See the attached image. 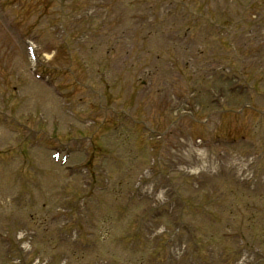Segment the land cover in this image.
I'll return each instance as SVG.
<instances>
[{"label":"rangeland","instance_id":"rangeland-1","mask_svg":"<svg viewBox=\"0 0 264 264\" xmlns=\"http://www.w3.org/2000/svg\"><path fill=\"white\" fill-rule=\"evenodd\" d=\"M67 1L68 0H62L63 4L61 6L65 9L63 17L69 15V18L59 22V18L54 16L51 18L54 21H50V32L53 33L52 37L58 38V40L59 38L65 40L67 38V32H75L80 25L77 22V18H74L76 19L77 26L72 24V17H74L72 14L73 9H68L71 7L65 4ZM124 1L136 0H110L104 4H96L97 9L102 12L103 16L107 13L104 17L108 20L90 26L91 29L95 26V31L98 30L100 34L108 35V31L105 30V28L110 25V27H117V34L126 33L124 31V28H126V20L129 18L136 19V17L140 16H136L134 10L133 14H131L125 8ZM201 1L216 5L215 2L217 0H190V8L192 10L200 9ZM34 2L35 3H33L32 0H23L20 4L21 8L24 4H27L30 7L31 14L25 7L18 12V14L9 17L7 20H4L0 14V93H2L0 94V107L12 117V120L15 119V117L19 119L26 113L27 115L20 118V121L22 123L32 121L33 125L39 124L41 129L46 128L43 130L47 131L46 134L48 138L51 137V131L54 129L58 130L55 121H53V119L57 118L59 122L61 121L60 124L63 126V130L68 132V134L70 133L68 137H65L63 136L64 132H62V139L58 137V140L63 142L61 145L65 153H70L71 150L72 153L70 154L69 162L65 164V166H60L53 162L50 159V153L46 152L52 145L47 144L44 150L43 145L45 143H42L44 142V139H42L44 136L39 135L36 137L37 130L33 127L26 126L25 128V126H23L21 129L14 128L15 132L18 134L17 137L15 134L9 132L10 125L5 124L0 126V149L12 152L9 158L0 156V159L3 160V162H0V203L5 206L1 208V225L3 228H0V230L1 232L3 231V233L7 232L9 237H13L14 233L20 229L32 230L38 227V231L35 232L34 241L38 246L37 248L40 254L42 252L43 258L48 260V264H77L71 261V259L69 260L66 254L60 255L62 254L61 250H66V248L57 247V241L54 239L55 229L49 227L51 225L49 217L53 214L51 208L53 210L54 206L57 204L61 203L63 200L69 199L70 205L74 206V210L80 209L79 205H82L78 197L73 200L70 197L72 194L71 192L77 185L60 181V179L63 177L70 178L72 176L70 169H78L75 163L80 164L84 162L83 158L81 160L82 155L79 151L82 152L88 149V146L91 147V142L95 144V146L101 147L103 150H107L108 148L106 149L105 146H108L109 151L123 152L125 154L128 152V148L125 147L123 142V134H114L116 136H112L110 141L106 136L114 126L113 117H105L103 123L100 124L102 127H94V111L97 109L99 102L97 100L98 95L93 93V91L95 90L97 92L100 91L99 88L105 87L109 99L115 102L118 109L127 110V113L130 112V116L133 119L144 121L153 130L163 132L164 130L170 129L172 124L181 116L182 111H176V113L171 112L172 108H175V110L179 109V103H174L171 96L174 91L180 90L186 81V74L182 71L178 79L174 80L175 75L168 71V66L174 62V59H180L183 64L187 59L185 58L184 51L180 48L178 38L175 39L177 30L169 23L164 27L163 33L160 32L156 37H153V33L150 34L151 39H146L148 45L146 48H141L142 51L138 52L139 47H129L127 55H123L122 52L125 53V50H122L115 58V69L113 68L111 71H107V73L104 74L105 68L102 66H95V64L98 59L104 60V57H106L105 61L108 62L110 56L116 54L113 51L114 53L112 52L107 55V44L111 42H107V40L99 41V44L103 45L100 46V50L96 49L92 53H90V50L94 45L86 44L83 46L82 50L73 53V57L71 55L66 57L65 53L63 54L59 51L60 48L56 49L58 52H55L54 55L52 49L48 51L51 47L48 42L52 39L49 37V30L48 28L43 29V25L48 22L50 18L41 16L42 7L38 5L39 2H36V0ZM69 10H71V12H68ZM8 11H10V9L7 10V12ZM112 12L115 16H112ZM31 15L32 18H30ZM111 17L113 18L109 19ZM169 18L176 19L177 21L182 19L180 16H176V18L175 16H170ZM117 21H119V23ZM35 27L40 28L41 31L33 30ZM176 27L178 28L177 25ZM28 38L33 40L35 45L37 65L32 64L33 62L29 59L27 50L24 47V41L28 40ZM144 44H146V42H144ZM78 49H80V47H78ZM83 50L87 52H83ZM136 55L143 58V61L146 59L144 65L141 60L134 58ZM252 55L250 57L245 55L247 60L244 63L248 71V76H250L254 82L250 90V97L255 96L253 94V89H261L264 91V53L257 61L252 58ZM226 61L227 63L229 62L228 60ZM188 62L190 63V61ZM97 65L99 64L97 63ZM184 66H187V63L184 64ZM30 68H34L36 71L44 69L46 71L45 74H49L47 77L49 79V84H53L57 88V92L54 91L53 93L52 88H47L42 84L39 86H32V88L29 89L28 85L25 83L27 81H34L28 71ZM177 69H179V67H177ZM185 70L187 72L186 68ZM98 75L100 78L106 77V79L99 81ZM215 80H217V77ZM172 84H174V88H172ZM205 85L206 83L203 87ZM210 86L211 85L208 84V87ZM11 87L13 88L11 89ZM17 91H25L22 100L19 98L20 96L13 95ZM247 91L248 90H246V93ZM57 93H59L60 96H58ZM12 96H14L15 99H13ZM246 98L247 97L237 100V103H241V101L246 100ZM252 102L258 106L257 108L264 109L263 101L252 100ZM16 107L18 110L23 107L31 111L19 112L16 111ZM202 108L201 106V109ZM30 114L32 115L30 116ZM99 117L100 114L96 115L97 119H99ZM202 117L203 116H198L197 118L201 119ZM229 117H231V115H224V119H222L224 123L220 127V131L223 132L225 129L226 131L230 129V136H237L239 134H232L235 126L231 124L232 120L227 119ZM0 118L3 123L4 119L1 114ZM89 119L91 122H89ZM259 123L261 124V129L259 131L264 132V120L255 118L251 121V125L247 124L246 127L251 130ZM178 124L182 126L186 125L185 121L182 120H180ZM41 125H43V127ZM27 129L29 130L27 131ZM223 134L226 135L227 133L224 132ZM100 135L102 136L99 140H94ZM198 136H201V134ZM130 139H133V137L131 136ZM47 142L53 143L50 140H47ZM131 143L132 140H130V145ZM172 143L173 146L176 147L183 148L185 146L183 143L181 144L179 139L173 137L165 139L164 143L163 141H153L152 145H165V147L169 145L171 147ZM165 147L163 150H167ZM253 150L256 156L260 158V149ZM161 155V153L156 154L158 158L161 157ZM164 157L166 156L164 155ZM162 162L166 163L164 160H162ZM67 167L70 168L66 169ZM95 170L98 171L96 168ZM73 178L78 179L77 175H74ZM225 178L226 174L224 173V177L216 182L215 177L209 175V177L204 180V184L206 185L207 181V188L208 190L210 189V191L216 189V195L219 192L225 194L227 186L225 185L226 188L223 189L222 184H220L221 181L224 180L225 183L228 182ZM112 179L113 182L111 183L115 186V189L109 193V196L113 198L116 194V190L119 191V185L116 187V182L119 181H115L114 177ZM65 183L67 184L61 187V184ZM262 189L264 190V188ZM78 192H80L79 189ZM85 193L86 191L82 190L81 194ZM183 195H185V193H183ZM228 195H224L223 202H221L223 205L218 204L217 206L216 204L215 207L217 209H221L224 212H231L230 205L232 197ZM186 197L188 198L187 195ZM101 198H104V194H102ZM117 198L120 199L121 195L119 194ZM105 199L110 200L106 195ZM8 200H12L10 205L11 208L7 202ZM124 200L125 198L119 200V203L124 202ZM133 200L134 199H132V202ZM197 201L198 200H195V202ZM219 201H221L220 198ZM24 202L26 203V209H24V207H22L23 209L21 208ZM259 203L262 204L261 202ZM83 206H85V204ZM84 209L83 211L86 213L90 210L87 208ZM139 209L140 205L138 203H132L131 206L125 208L130 218H134L135 216L132 217L130 215L133 214V212H138ZM94 214L93 212L88 213L87 216H83L82 211H80L77 216H75V214L74 216L66 214V221L70 223L68 229L74 230L76 226H85L95 231L99 226L106 225L104 226L106 227V232L102 233L104 239L96 243L89 234H87L89 236L86 234V236H84L83 233H80L78 236V232L75 234L76 240L79 239L81 244L90 242L92 246V249H90L86 245L83 246L78 244V242L74 243V241H72L74 245L70 246L69 250L76 253L78 257L81 256L82 258L87 252L94 251L96 259L108 261L118 260L116 264H184L179 261L174 262V260H171L172 246L167 245L164 241L157 243L154 239H149L146 241L147 244L145 242L143 245H139L138 243H140L141 240H145V236L147 235L142 231L139 236L140 241L135 242L132 246H124L118 239L126 237L123 231L126 224L120 223L121 217L128 215L125 211H120L119 214L115 213V215L109 211H106V213H98L97 215ZM231 214L232 213L222 214L219 212V215H217L215 219L213 218V221L209 224L207 223L206 226L204 225V227L201 226L203 219L200 217L195 220L191 217L184 218L185 223L190 220L192 221V227L196 228V231H194L192 235H188L186 240H183V242L188 245L189 251L193 256L194 260L192 264H231L233 258L230 251L233 248L239 249V254H237V256H240V254H244L245 256L250 254L255 255V252L258 251L257 249L264 250V246L259 245L261 239L258 237L259 235L256 230L251 231L246 238L247 232L242 233L239 228H236V234L244 238L243 241L245 244H237V246L236 243L239 240L238 238L232 239V242L229 241L223 244L220 242V231H224L225 228H230V226L232 228L238 226L237 218L230 216ZM246 215H248V212H246ZM144 217L149 221L144 225L148 233L152 231L153 227L155 228L157 226L158 221L161 220L162 222H166L165 219L158 218L157 216L156 219H154L151 213L149 215L145 214ZM253 217H258L257 211L253 213ZM234 218L235 220H233ZM79 221L82 222L79 223ZM226 224H228L229 227L215 230L217 227ZM189 238H194L195 245L187 242ZM144 245L146 246L143 247ZM156 246L159 254L158 261L152 254V250ZM215 246L219 247L217 249L218 252L215 251ZM1 256L8 259L6 258L8 257L7 255L4 256L2 244L0 243V257ZM88 257L92 258L94 256L89 255ZM201 261L204 263H201ZM5 264L11 263L8 261ZM247 264L249 263L247 262Z\"/></svg>","mask_w":264,"mask_h":264}]
</instances>
